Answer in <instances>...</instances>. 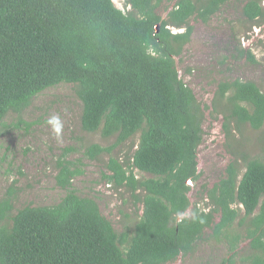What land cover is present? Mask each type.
<instances>
[{"label": "trees", "instance_id": "obj_1", "mask_svg": "<svg viewBox=\"0 0 264 264\" xmlns=\"http://www.w3.org/2000/svg\"><path fill=\"white\" fill-rule=\"evenodd\" d=\"M229 1L126 0L124 13L112 0H0V128L46 89L72 85L82 131L114 146L138 135L131 158L111 157L104 179L142 205L133 231L117 233L94 200L73 191L81 171L59 162L55 180L66 194L57 204L14 211L12 193L0 200V264H170L192 254L206 230L226 243L224 264H264V92L254 82L217 86L213 111L223 116L232 159L202 187L206 208L192 207L186 184L200 179L204 110L175 59L191 38L190 19L207 23ZM262 2L246 0L247 21L264 23ZM246 126L261 133V157L237 144ZM110 151L91 145L85 155Z\"/></svg>", "mask_w": 264, "mask_h": 264}, {"label": "rangeland", "instance_id": "obj_2", "mask_svg": "<svg viewBox=\"0 0 264 264\" xmlns=\"http://www.w3.org/2000/svg\"><path fill=\"white\" fill-rule=\"evenodd\" d=\"M112 1L124 13L130 10L126 0ZM245 2L230 0L207 23L190 19L191 38L175 59L179 78L193 91L204 110L202 142L198 149L200 179L190 186L189 192L192 207L197 205L200 209L206 208L202 187L211 188L217 183L232 159L222 130L223 116L213 111L218 84L251 81L264 92V23L244 18L241 10ZM173 4L168 5L169 8ZM164 7L158 9L162 19L167 15ZM81 111L73 86L59 84L34 97L20 115H9L5 119L6 127L0 128V200L12 193L14 211L26 205L57 204L66 194L56 184L57 167L66 160L81 171L72 180L73 191L94 200L101 215L117 233L130 234L142 213V205L136 203L129 192L114 188L104 176L108 175L106 164L111 157L120 162L131 158L137 148L138 135L114 146V138L106 139L98 132L81 130ZM235 138L244 151L262 156L259 131L246 126L235 133ZM91 145L111 151L91 160L85 155ZM132 171L138 179L150 177ZM189 214L190 210L186 216ZM210 235L206 230L192 254L181 255L170 264H224L229 257L226 243L217 242ZM246 244L247 241H241L243 251L239 257L245 253ZM236 264H241L238 258Z\"/></svg>", "mask_w": 264, "mask_h": 264}, {"label": "water", "instance_id": "obj_3", "mask_svg": "<svg viewBox=\"0 0 264 264\" xmlns=\"http://www.w3.org/2000/svg\"><path fill=\"white\" fill-rule=\"evenodd\" d=\"M159 27H160V24H157V25L155 26V31H156V33L159 32Z\"/></svg>", "mask_w": 264, "mask_h": 264}, {"label": "clouds", "instance_id": "obj_4", "mask_svg": "<svg viewBox=\"0 0 264 264\" xmlns=\"http://www.w3.org/2000/svg\"><path fill=\"white\" fill-rule=\"evenodd\" d=\"M189 182V181H188ZM186 184H187V182H186ZM187 185H189V184H187ZM192 184L190 183V185L189 186H191Z\"/></svg>", "mask_w": 264, "mask_h": 264}, {"label": "built area", "instance_id": "obj_5", "mask_svg": "<svg viewBox=\"0 0 264 264\" xmlns=\"http://www.w3.org/2000/svg\"><path fill=\"white\" fill-rule=\"evenodd\" d=\"M187 184H189V185H190V182H187Z\"/></svg>", "mask_w": 264, "mask_h": 264}]
</instances>
